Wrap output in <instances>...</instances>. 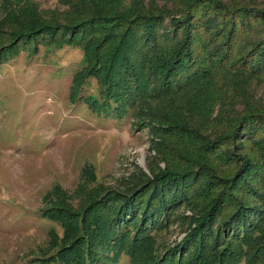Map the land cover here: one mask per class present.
<instances>
[{
  "label": "trees",
  "instance_id": "16d2710c",
  "mask_svg": "<svg viewBox=\"0 0 264 264\" xmlns=\"http://www.w3.org/2000/svg\"><path fill=\"white\" fill-rule=\"evenodd\" d=\"M159 1L60 0L68 8L60 17L22 14L8 22L18 28L10 35L80 47L84 63L73 76L72 101L83 99L95 77L98 94L84 99L92 111L132 113L139 124L166 131L165 168L150 167V177L111 198V217L88 221L89 234L106 242L115 233L131 256L142 252L140 264H161L150 246L142 249L151 238L146 233L184 206L192 212L189 232L164 264H264V104L249 92L251 82H264V1ZM228 94L234 100L220 108ZM155 103L169 110L159 119L149 112ZM205 124L212 132L199 131ZM84 175L94 179V168L87 165ZM57 192L59 185L46 198ZM92 205L99 206L97 198ZM64 213L52 217L68 244L77 224ZM52 237L56 246L60 239ZM63 257L86 264L78 252Z\"/></svg>",
  "mask_w": 264,
  "mask_h": 264
},
{
  "label": "rangeland",
  "instance_id": "374dc122",
  "mask_svg": "<svg viewBox=\"0 0 264 264\" xmlns=\"http://www.w3.org/2000/svg\"><path fill=\"white\" fill-rule=\"evenodd\" d=\"M65 10L60 0H0V264H68L63 256L71 251L81 253L86 264H140L141 251L131 256L115 233L102 241L89 234L87 222L97 216L98 224L108 221L111 198L150 177V167L165 168L170 146L160 135L166 131L146 127L147 121L139 124L132 113L119 118L92 111L84 99L98 94L95 77L83 87V99L72 101L73 76L84 63L80 47L10 35L18 28L8 22L16 23L22 14L34 11L44 20ZM249 87L255 104H264V82L254 80ZM233 100L232 94L224 96L220 108ZM234 106L243 111V104ZM151 107L157 119L169 111L160 103ZM203 126L200 132H212ZM87 165L94 168V179L84 175ZM56 185L62 192L46 198ZM96 198L99 206L91 207ZM64 211L77 224L68 244L61 243L62 222L52 217ZM172 213L161 227L148 230L151 238L142 248L150 246L161 264L189 232L191 210L182 206ZM53 233L60 239L56 246Z\"/></svg>",
  "mask_w": 264,
  "mask_h": 264
}]
</instances>
